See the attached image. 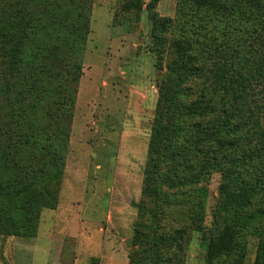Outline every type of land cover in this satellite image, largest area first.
Instances as JSON below:
<instances>
[{
  "label": "trees",
  "instance_id": "obj_1",
  "mask_svg": "<svg viewBox=\"0 0 264 264\" xmlns=\"http://www.w3.org/2000/svg\"><path fill=\"white\" fill-rule=\"evenodd\" d=\"M158 1L149 0V10ZM91 4L0 0V94L18 89L4 102L7 110L0 105V233L34 234L42 208L56 204ZM179 13L190 35L171 42L142 187L154 206L139 204L140 217L151 213L154 223L139 222L131 243L149 245L160 264L162 245L182 232L160 235L158 216L194 215L187 187L214 171L221 175L217 214L224 218L201 234L204 264L225 257L242 264L238 236L256 214L264 217V0H179ZM151 15L159 29L172 24ZM163 187L175 190L172 196ZM258 238L254 264H264V226Z\"/></svg>",
  "mask_w": 264,
  "mask_h": 264
},
{
  "label": "rangeland",
  "instance_id": "obj_2",
  "mask_svg": "<svg viewBox=\"0 0 264 264\" xmlns=\"http://www.w3.org/2000/svg\"><path fill=\"white\" fill-rule=\"evenodd\" d=\"M128 1L92 0L56 204L42 208L34 234L0 233V264H131V254L133 264L155 263L149 245L131 242L139 222L154 223L151 213L139 214L140 203L154 206L142 194L149 139L171 42L190 34L180 26L179 0H159L153 10L149 0L139 9L127 8ZM151 14L172 24L159 29ZM17 90L10 97L0 94L3 109ZM220 183L221 175L210 171L187 187L198 207L194 215L158 216L160 235L182 232L177 242L162 245L160 264L205 263L201 234L220 227L224 218L217 214ZM263 226L258 213L238 236L242 264H254Z\"/></svg>",
  "mask_w": 264,
  "mask_h": 264
}]
</instances>
